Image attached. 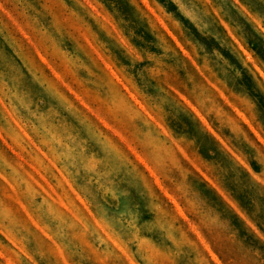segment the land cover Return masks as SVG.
I'll use <instances>...</instances> for the list:
<instances>
[{
  "label": "rangeland",
  "instance_id": "obj_1",
  "mask_svg": "<svg viewBox=\"0 0 264 264\" xmlns=\"http://www.w3.org/2000/svg\"><path fill=\"white\" fill-rule=\"evenodd\" d=\"M103 2L113 16L98 0H0V264H131L150 231L153 193L113 132L143 119L101 48L144 81L146 62L118 47L116 22L171 59L183 33L214 56L251 57L245 40L264 57V0Z\"/></svg>",
  "mask_w": 264,
  "mask_h": 264
},
{
  "label": "crops",
  "instance_id": "obj_2",
  "mask_svg": "<svg viewBox=\"0 0 264 264\" xmlns=\"http://www.w3.org/2000/svg\"><path fill=\"white\" fill-rule=\"evenodd\" d=\"M116 27L118 47L132 62H146L147 79L100 47L143 119L131 117L128 131L113 132L155 194L145 212L150 231L131 239V264H264V57L245 40L251 57L240 50L238 59L214 56L217 49L203 50L183 33L185 49L170 41L171 59Z\"/></svg>",
  "mask_w": 264,
  "mask_h": 264
}]
</instances>
